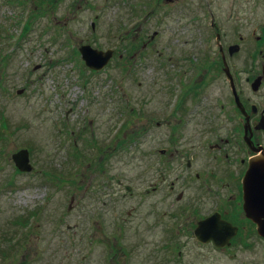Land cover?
Wrapping results in <instances>:
<instances>
[{
    "label": "rangeland",
    "instance_id": "374dc122",
    "mask_svg": "<svg viewBox=\"0 0 264 264\" xmlns=\"http://www.w3.org/2000/svg\"><path fill=\"white\" fill-rule=\"evenodd\" d=\"M165 4L164 0H0L1 250L19 238L22 219L40 222L30 214L40 208L55 209L59 219L65 213L64 222L69 224L94 223L106 212L100 209L104 197L91 196L107 190L101 185L103 177L122 180L117 188L122 191L129 184L134 190L146 189L145 144L133 152L130 143L132 128L144 120L131 111L133 100L145 96L148 80L160 74L152 64L163 61L168 41L177 38L174 45L187 51L194 46L219 53L210 26L214 17L223 45L238 41V33L246 39L244 52L232 60V71L245 84L250 73L241 68L252 62L255 46L264 52V0H184L170 8ZM188 13L200 16L196 27L182 17ZM144 21L148 35L154 31L158 35L151 60L141 64L138 60L133 67L128 33L132 22L139 27ZM187 40L195 44L188 45ZM86 44L116 53L104 69L92 71L80 52ZM257 61L264 62L263 56L258 55ZM228 85L219 68L217 94L222 101L229 95ZM259 96H264V88ZM21 148L30 151L32 172H21L11 159ZM131 206L123 208L130 211ZM257 248L246 249L236 259L218 252L211 260L186 264H261L264 253ZM136 252L139 264L151 258L144 246Z\"/></svg>",
    "mask_w": 264,
    "mask_h": 264
},
{
    "label": "flooded vegetation",
    "instance_id": "af4514ba",
    "mask_svg": "<svg viewBox=\"0 0 264 264\" xmlns=\"http://www.w3.org/2000/svg\"><path fill=\"white\" fill-rule=\"evenodd\" d=\"M183 1L164 0L167 8ZM197 15L182 17L196 27L201 19ZM146 21L139 27L132 22L128 33L133 40V67L138 60L141 64L152 58L158 31L149 36ZM210 26L219 53L210 47L197 50L193 46L187 51L174 45L177 38L168 41L163 61L152 64L160 74L148 80L145 96L133 100L131 112L142 115L144 122L132 128L130 143L133 152L145 144L146 189L134 190L129 184L122 191L117 189L122 180L103 177L101 185L107 190L91 196L104 197L100 209L106 212L94 223L69 224L64 222L66 214L59 219L55 209L30 213L40 222L22 219L19 238L11 247L0 249V264H139L136 249L143 246L151 258L141 264L205 262L218 252L236 259L254 245L264 253V237L244 209L246 196L264 193V184L251 167L252 161L264 157V96H259L264 88V62L259 66L257 61L264 52L259 45L253 49L252 62L241 68L250 73L243 84L232 71V60L244 52L246 39L238 33V41L223 45L214 17ZM234 45L238 50L231 51ZM226 66L234 84L226 76ZM219 68L230 89L223 101L217 94ZM115 182L117 187L112 185ZM128 204L130 211L123 208ZM215 229L220 231L217 240Z\"/></svg>",
    "mask_w": 264,
    "mask_h": 264
},
{
    "label": "water",
    "instance_id": "95a60500",
    "mask_svg": "<svg viewBox=\"0 0 264 264\" xmlns=\"http://www.w3.org/2000/svg\"><path fill=\"white\" fill-rule=\"evenodd\" d=\"M231 51L238 50V46L234 45L230 48ZM80 52L82 54V58L84 59V63L92 70H102L111 60L113 57V51L112 49H98L91 47L90 44L83 45L80 48ZM225 65H227L225 61ZM225 71L227 73L226 76H228L229 80H231V83H233V76H231V72L228 68V66L225 67ZM261 80V77L257 78L256 84H259V81ZM19 93L22 92V90H18ZM237 101H239L237 97ZM264 125V124H263ZM262 125V126H263ZM12 159L14 160L16 166L18 169L22 172H31L34 169L33 164L31 163L30 158V151L27 148H21L17 152L13 153ZM253 169L257 170V173L259 174V180H257L260 184H264V157L257 158L254 161H252ZM263 176V177H262ZM247 202L245 203V210L248 213V215L253 219L257 225H258V232L259 234L264 237V193L256 194V195H249L246 196ZM73 200V198H72ZM251 200V202H250ZM215 235L214 239L217 240L219 236V230H214ZM197 232V231H196ZM198 233V232H197ZM227 239V238H226ZM264 239V238H263ZM224 245V244H222Z\"/></svg>",
    "mask_w": 264,
    "mask_h": 264
}]
</instances>
